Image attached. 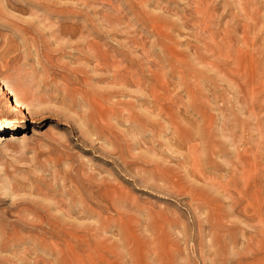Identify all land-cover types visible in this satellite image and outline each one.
Returning <instances> with one entry per match:
<instances>
[{
	"label": "rangeland",
	"instance_id": "obj_1",
	"mask_svg": "<svg viewBox=\"0 0 264 264\" xmlns=\"http://www.w3.org/2000/svg\"><path fill=\"white\" fill-rule=\"evenodd\" d=\"M0 264H264V0H0Z\"/></svg>",
	"mask_w": 264,
	"mask_h": 264
},
{
	"label": "bare ground",
	"instance_id": "obj_2",
	"mask_svg": "<svg viewBox=\"0 0 264 264\" xmlns=\"http://www.w3.org/2000/svg\"><path fill=\"white\" fill-rule=\"evenodd\" d=\"M103 51V50H102ZM101 59V58H100ZM7 61V60H6ZM130 69V68H129ZM117 70V69H116ZM115 70V71H116ZM118 71V70H117ZM120 73H121V71H120ZM114 74H116V73H114ZM118 74V73H117ZM119 75V74H118ZM8 77V76H7ZM124 77V76H123ZM113 78H118V76H114ZM121 80L122 81H124V79H122L121 78ZM120 79H119V81H121ZM132 82L134 83L135 82V79H134V77H132ZM137 82H138V80H137ZM8 85L10 86V88H11V91L16 95V97L18 98V100H20L22 103H24V104H26V101L23 99L22 100V98H21V91H22V89L18 86V85H15V83H13V82H8ZM141 88V87H140ZM157 94V93H156ZM160 94V93H159ZM156 98V100L158 101V99H160L161 97H155ZM158 98V99H157ZM27 100V99H26ZM156 100H155V102H156ZM28 101V100H27ZM151 102V101H150ZM170 177V176H169ZM167 181V180H166Z\"/></svg>",
	"mask_w": 264,
	"mask_h": 264
}]
</instances>
